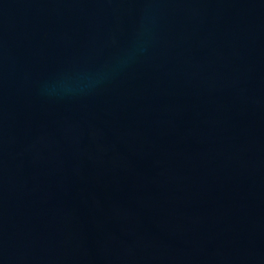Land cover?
Instances as JSON below:
<instances>
[{
	"label": "water",
	"instance_id": "obj_1",
	"mask_svg": "<svg viewBox=\"0 0 264 264\" xmlns=\"http://www.w3.org/2000/svg\"><path fill=\"white\" fill-rule=\"evenodd\" d=\"M0 264H264V0H0Z\"/></svg>",
	"mask_w": 264,
	"mask_h": 264
}]
</instances>
